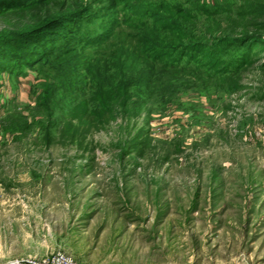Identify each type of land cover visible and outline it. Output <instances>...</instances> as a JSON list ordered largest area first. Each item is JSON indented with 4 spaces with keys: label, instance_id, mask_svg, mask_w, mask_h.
I'll use <instances>...</instances> for the list:
<instances>
[{
    "label": "rangeland",
    "instance_id": "1",
    "mask_svg": "<svg viewBox=\"0 0 264 264\" xmlns=\"http://www.w3.org/2000/svg\"><path fill=\"white\" fill-rule=\"evenodd\" d=\"M137 1L124 14L106 11L113 0L88 4L73 27L78 40L108 39L111 21L136 26ZM252 1L165 0L177 8L162 16L180 24L168 26L163 62L156 58L166 49L152 55L153 44L135 43L141 27L115 30L104 47L74 41L89 68L98 54L126 61L104 95L114 120L80 148L60 136L64 104L43 127L35 110L42 75L0 56V264L56 252L78 264H264V30L263 45L239 42L243 23L258 19L234 18ZM15 25L0 13V39ZM182 32L201 40L191 45L205 57L184 58Z\"/></svg>",
    "mask_w": 264,
    "mask_h": 264
},
{
    "label": "trees",
    "instance_id": "2",
    "mask_svg": "<svg viewBox=\"0 0 264 264\" xmlns=\"http://www.w3.org/2000/svg\"><path fill=\"white\" fill-rule=\"evenodd\" d=\"M97 1L0 0V13H3L8 18L20 21L21 25H15L12 33L3 34V36H6L0 39V56H5V58L12 61H22L23 65L34 70L37 76L42 75V78L39 79L40 94L37 96L35 110L46 119V122L42 124L43 127L51 125L55 113L59 111L60 105L64 104L67 110V119L65 122L59 124L62 126L60 136L72 144L78 145L79 148L87 141L89 136L109 126L114 120L111 103L105 101L104 95L106 92H110L109 89L113 87V78L111 79L110 75L114 71L116 73L119 72V74L122 73L126 61L120 58V56H116L115 52L107 55L98 54V57L95 56L89 59L94 64L93 67L89 65V68L87 67L88 59H84L82 55L85 50L83 48L79 49L74 41L78 44L83 43L84 46H91V48L104 47L106 44H103V42H107L113 36L112 32L115 30H124L125 28L123 27L125 25L127 28L141 27L140 31L142 34L136 36L138 41L135 43L137 45L141 44L140 40L143 38L148 42L142 43L141 48L143 46L147 47L148 44H153L151 47L154 48L149 50L152 55L158 48L166 49L164 52H161L162 54L159 58H156L157 61L163 62L168 58V51L171 50L168 47L169 41L167 39L172 34H169L170 30L168 26H178L180 24L174 17L165 19L162 16L161 13L167 14L177 8L176 6L167 7L165 0H144L141 2H138L140 0H136L138 3L135 4L136 8L134 12L141 14V17L134 22L136 26L126 21L123 24L119 21H111L108 25V30L111 32L110 35L108 34V39L102 40V42L97 39L86 40L85 42L78 40L80 30H73V27L80 26L83 23V20L90 12L88 4L90 5ZM130 1L113 0L111 6L106 11L117 12L118 9H123L122 14H124L126 10L131 11L133 8L134 4H131ZM242 7L243 12L236 13L234 18L244 21H247L245 18H251L258 19L259 21L254 22L253 20L250 24L243 23V27L240 26V30L243 32L239 34V42L248 43L250 40L260 39L261 34L258 30H264V3H261V0H253L252 3ZM179 10L182 11L180 7ZM208 12L205 9L202 11V13ZM185 17L184 21L191 19L189 16ZM166 22L167 26H164L165 28L161 26V29H163L162 33L165 34L162 37H156V25ZM169 22L170 24H168ZM248 25L253 28L254 33L250 34L246 30ZM55 35L60 38H51L54 39L53 41L51 39L48 40V37H55ZM177 37L180 40L183 39L185 43H190L185 44V52L187 54H185L184 58L195 60L196 56L194 55L197 54L201 55V58L205 57V48L200 50L201 48L197 44L195 46L191 45L197 39V36L190 32L189 34L182 32L180 34L177 33ZM65 38L69 39L70 44H65L63 47L58 46L57 39L66 40ZM257 42L260 43L258 44L259 46L263 45L260 40ZM33 47L39 48L38 50H32ZM253 56L254 54L251 57H246V60H252ZM121 59L123 62H121ZM138 60L142 59L139 57ZM116 61L121 63L117 64L115 68L114 62ZM215 61L211 60V64L209 63L212 69H214L213 65ZM47 67L50 69L49 73L43 72L48 70ZM104 76L107 78V81L105 80L104 84L101 85L100 81ZM121 81L118 85L125 89L128 84L123 82V79ZM89 95L95 96V98H92L93 102L87 101V96ZM89 102L91 103L90 106ZM52 127L57 126L53 124ZM46 131H48V128ZM47 137H49L48 133L45 138L47 145L52 141L54 143V139H48Z\"/></svg>",
    "mask_w": 264,
    "mask_h": 264
},
{
    "label": "built area",
    "instance_id": "3",
    "mask_svg": "<svg viewBox=\"0 0 264 264\" xmlns=\"http://www.w3.org/2000/svg\"><path fill=\"white\" fill-rule=\"evenodd\" d=\"M23 263V262H22ZM24 264H78L73 258L62 252H56L51 257L38 261H26Z\"/></svg>",
    "mask_w": 264,
    "mask_h": 264
},
{
    "label": "water",
    "instance_id": "4",
    "mask_svg": "<svg viewBox=\"0 0 264 264\" xmlns=\"http://www.w3.org/2000/svg\"><path fill=\"white\" fill-rule=\"evenodd\" d=\"M17 264V263H16ZM18 264H21V263H18ZM23 264V263H22Z\"/></svg>",
    "mask_w": 264,
    "mask_h": 264
}]
</instances>
